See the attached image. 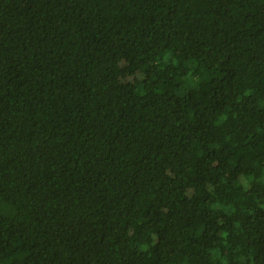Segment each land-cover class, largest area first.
Returning <instances> with one entry per match:
<instances>
[{"label": "trees", "instance_id": "16d2710c", "mask_svg": "<svg viewBox=\"0 0 264 264\" xmlns=\"http://www.w3.org/2000/svg\"><path fill=\"white\" fill-rule=\"evenodd\" d=\"M0 264H264V0H0Z\"/></svg>", "mask_w": 264, "mask_h": 264}]
</instances>
